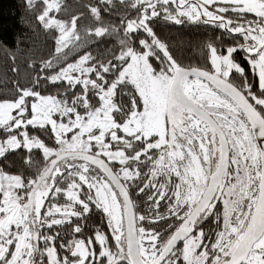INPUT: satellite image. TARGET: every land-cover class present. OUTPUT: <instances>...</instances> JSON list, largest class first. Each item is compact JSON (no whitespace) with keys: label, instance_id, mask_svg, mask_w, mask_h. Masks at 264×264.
Returning a JSON list of instances; mask_svg holds the SVG:
<instances>
[{"label":"snow or ice","instance_id":"1","mask_svg":"<svg viewBox=\"0 0 264 264\" xmlns=\"http://www.w3.org/2000/svg\"><path fill=\"white\" fill-rule=\"evenodd\" d=\"M39 3L54 56L0 98V158L26 150L31 165L39 150L44 165L0 168V264H264V0H130L137 15L119 25L98 0L99 26L82 30L80 15L59 18L64 0ZM160 18L220 31L203 66L174 56ZM106 35L119 39L111 59L67 62ZM93 214L110 232L83 236Z\"/></svg>","mask_w":264,"mask_h":264},{"label":"trees","instance_id":"2","mask_svg":"<svg viewBox=\"0 0 264 264\" xmlns=\"http://www.w3.org/2000/svg\"><path fill=\"white\" fill-rule=\"evenodd\" d=\"M64 2L68 12L58 14L59 18L67 19L71 15H80L78 26L81 30L85 27L99 26L91 17L87 7L98 4V0H64ZM113 3L114 7L108 6L111 9L109 12L102 13L103 24L119 25L121 18L136 17V10L128 6L130 0H126L125 4H121L120 0H113ZM39 6V0L36 11L27 8L26 0H0V98L11 97L17 82L20 85L29 84L42 67V61L52 59L54 56L55 33L45 30L36 19ZM152 26L157 35L169 44L174 56L185 66H203L204 44L210 38L221 34L212 26L192 23L175 25L161 18ZM119 50L117 35L99 38L93 36L84 46L73 50L67 62H73L84 52H90L93 56L107 60L111 59L112 54H118ZM51 73L52 70H47L40 72V75ZM45 87L44 94L55 95L58 90L63 91L62 88L51 84ZM47 143L54 146V141ZM27 155L26 150L9 153L6 159L0 158V168L13 174L34 175L37 169L44 165L42 152L34 150L31 165L25 162Z\"/></svg>","mask_w":264,"mask_h":264},{"label":"flooded vegetation","instance_id":"3","mask_svg":"<svg viewBox=\"0 0 264 264\" xmlns=\"http://www.w3.org/2000/svg\"><path fill=\"white\" fill-rule=\"evenodd\" d=\"M238 58L240 56V54L238 53ZM242 66H244L246 68V66H248L246 63H243ZM71 135V134H69ZM135 189H132V193H133V199L137 201V203L140 206L141 211L144 210V197L143 196H136L135 195ZM163 211V209H162ZM74 219V218H73ZM171 223H173L174 225H178V221H170ZM160 225L164 228L167 229V224L163 221L160 222ZM99 227L102 230L106 231V232H110V230L107 228L106 224L103 222V218L101 216V214H93L90 218V220L87 222V225L84 229V233L83 236L87 237L90 236L94 230V228ZM79 236V234H77ZM65 239H71V236H65ZM65 253L61 250V255H64Z\"/></svg>","mask_w":264,"mask_h":264},{"label":"rangeland","instance_id":"4","mask_svg":"<svg viewBox=\"0 0 264 264\" xmlns=\"http://www.w3.org/2000/svg\"><path fill=\"white\" fill-rule=\"evenodd\" d=\"M162 19V18H161ZM171 23V22H170ZM70 136V135H69Z\"/></svg>","mask_w":264,"mask_h":264}]
</instances>
